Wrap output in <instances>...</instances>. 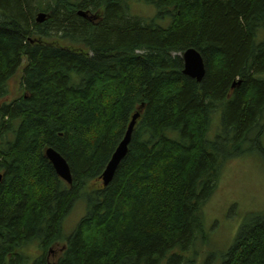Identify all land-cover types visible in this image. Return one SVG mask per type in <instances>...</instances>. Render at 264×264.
Listing matches in <instances>:
<instances>
[{"label": "trees", "instance_id": "16d2710c", "mask_svg": "<svg viewBox=\"0 0 264 264\" xmlns=\"http://www.w3.org/2000/svg\"><path fill=\"white\" fill-rule=\"evenodd\" d=\"M130 1L0 0V100L23 68L22 95L0 105V264H184L175 250L205 237L223 162L260 141L264 0H142L154 19L132 16ZM189 49L203 58L200 82L184 74ZM81 199L86 213L64 237ZM222 264H264V212L247 216Z\"/></svg>", "mask_w": 264, "mask_h": 264}, {"label": "rangeland", "instance_id": "374dc122", "mask_svg": "<svg viewBox=\"0 0 264 264\" xmlns=\"http://www.w3.org/2000/svg\"><path fill=\"white\" fill-rule=\"evenodd\" d=\"M129 11L132 16L154 19L157 11L142 0H131ZM168 22H161L166 26ZM23 68L8 83V95L0 100V105L13 101L22 95L21 78ZM221 128V111L212 117L207 139L214 141ZM264 129V128H263ZM251 139L257 137L258 131ZM172 137H177L172 134ZM248 152L223 162L218 187L203 209L205 237L199 236L187 251L175 250L184 257V264H222L224 256L234 244L236 236L247 216L264 212V132L259 143L247 142ZM86 213L83 199L78 201L63 222L64 237H68ZM63 244L57 246L54 258L60 255ZM29 251L34 253V246ZM24 252V251H23ZM33 261L38 254H30Z\"/></svg>", "mask_w": 264, "mask_h": 264}, {"label": "water", "instance_id": "95a60500", "mask_svg": "<svg viewBox=\"0 0 264 264\" xmlns=\"http://www.w3.org/2000/svg\"><path fill=\"white\" fill-rule=\"evenodd\" d=\"M44 20H45V15L41 14L38 17V22L42 23L44 22ZM183 59L185 62L184 74L200 82L205 75V64L200 53L195 49H189L183 54ZM139 117H140V113L138 112L133 116L123 141L120 143L111 161L107 165L106 170L103 173L102 179L104 185L106 186L112 181L113 176L119 164L127 155L128 146L131 142L132 134ZM47 158L54 166L57 175L68 184H71L72 176L67 161L54 149L47 150ZM1 180H2V176L0 175V183Z\"/></svg>", "mask_w": 264, "mask_h": 264}]
</instances>
